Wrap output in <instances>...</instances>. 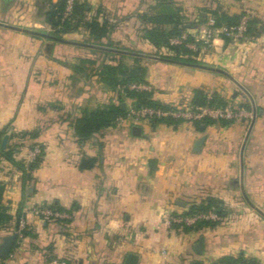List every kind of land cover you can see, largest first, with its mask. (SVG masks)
<instances>
[{
    "label": "crops",
    "instance_id": "0c3cea01",
    "mask_svg": "<svg viewBox=\"0 0 264 264\" xmlns=\"http://www.w3.org/2000/svg\"><path fill=\"white\" fill-rule=\"evenodd\" d=\"M58 1L0 0V22L20 28L0 25V131L9 136L6 146L23 142L15 157L25 163L31 144L43 145L41 162L25 179L0 157L3 202L22 215L27 231L18 233L14 224L0 229V243L17 234L0 264H127L130 253L137 264H211L223 256L264 264V29L240 39L216 33L193 65L161 59L146 34L152 28L146 18L164 10L176 11L184 34L200 41L214 10L248 12L264 24V0H79L89 5L88 19L113 25L108 39L115 42V58L124 56L128 67L141 60L154 100L191 105L202 88L226 102L211 108L243 112L237 118L207 116L216 121L201 128L186 121L116 122L83 145L71 121L119 95L98 75L103 60L92 49L99 48L82 43L107 46L84 30L54 37L45 13ZM132 102L127 97L123 105ZM23 132L37 137L22 139ZM202 137L200 151H193ZM84 157L97 161L82 169ZM212 198L226 211L215 227L187 231L165 223L166 216ZM37 206L67 217H40Z\"/></svg>",
    "mask_w": 264,
    "mask_h": 264
},
{
    "label": "trees",
    "instance_id": "16d2710c",
    "mask_svg": "<svg viewBox=\"0 0 264 264\" xmlns=\"http://www.w3.org/2000/svg\"><path fill=\"white\" fill-rule=\"evenodd\" d=\"M67 5V0H59L54 4L46 13L45 18L47 22L53 27V35L57 40L64 39V35L71 31L84 30L90 38H94L101 45L107 47H113L115 42L108 39L109 34L113 30V25L108 20L100 22L98 18L88 19V13L90 12L89 5L85 1L75 0L72 12L69 16L65 17L64 12ZM213 18L215 20V27H221L223 25L232 26L238 24L245 13L239 15H228L224 12L213 11ZM147 22L152 25L151 29L147 30L148 40L157 48L156 53L160 57L171 60L173 62H180L185 64H200L197 59L199 48L204 45V41H196L195 37L186 34L187 39L180 44H172L173 38L181 37L185 31L186 26L180 20V17L176 15V11L164 10L163 13L148 16ZM264 29V24L256 17L249 15L247 21V28L244 33L245 37H256L261 34ZM225 39H229L225 37ZM188 43H195L197 46L196 50H193L188 46ZM162 48L166 49V54H162ZM94 53L102 58L103 63L99 68L98 75L100 79L108 84L111 89L118 92V100L111 101L107 104H102L94 109H84L82 114L71 121V126L74 130V134L77 142L83 145L87 140L93 138L96 134L102 132L104 129L114 125L117 117L126 116L129 107L136 109L142 107L159 108L162 110L175 109L171 105L162 104L153 99L151 90H140L130 89L131 84L146 83V67L141 64V60L136 58L134 64L128 67L121 56L120 59L115 58V53L111 52L110 49L99 48L92 49ZM117 61L116 64L105 62L106 60ZM88 63H93L91 59L84 60ZM83 68L75 66V72L80 73ZM131 98L133 102L130 106L123 105L124 98ZM191 105L194 107H224L226 102L217 93H213L211 97L204 89L198 88L194 92ZM153 123L165 122L168 124H174L182 121L181 119H175L172 117H153L150 119ZM216 120L205 117L202 120L196 121L195 125L197 128H201L203 125H209L215 123ZM223 124L230 121L225 119H219ZM4 132L0 131V157L8 160L12 163L19 171L22 172V176L25 179L28 176V170H33L38 167L42 160L43 145L36 142L31 144V148L39 146L41 153L32 162L25 163L23 160L16 159L17 148L23 145V142L18 144H9L5 149L1 148V140ZM22 139L25 137L36 138L35 132H23L19 136ZM97 161L96 158L84 157L81 162V168H90ZM4 186L0 185V229L9 227L14 224V228H19V222L22 215L18 212L15 216L11 213L10 208L3 202L4 199ZM214 212L220 218L225 215L224 204L222 201L212 198L209 199L206 204H195L192 205L189 210L183 215H172L173 218H181V222L172 221V227L182 226L184 230L190 229H203L206 227H215L218 225L220 219H199L193 224L185 222L186 217L195 216L200 213ZM21 233L27 234L26 228L21 230ZM224 262L228 264H254L252 261L244 259L242 256H223L211 264H217ZM193 264H205L203 262H194Z\"/></svg>",
    "mask_w": 264,
    "mask_h": 264
},
{
    "label": "built area",
    "instance_id": "2783aa9c",
    "mask_svg": "<svg viewBox=\"0 0 264 264\" xmlns=\"http://www.w3.org/2000/svg\"><path fill=\"white\" fill-rule=\"evenodd\" d=\"M74 1L75 0H67V5L64 12L65 17L69 16L70 13L72 12ZM249 15L250 14L248 12L245 13L241 21L236 25H232V26L223 25L221 27H215V20L214 18H211L209 20L202 41H204L205 44L209 45L216 33H220L224 37L230 39L242 38L247 28V21ZM186 39H187V35L183 34L179 38H173L171 40V43L177 45L182 43ZM196 41H200V39H196ZM188 46L193 50L197 49L195 43H188ZM162 54H166V50L162 51ZM129 88L150 90L151 86L147 83H140V84H131ZM242 114L243 112L241 110H231V109L221 110V109H214L208 106L194 107L191 105H183V106H179L177 109H172V110H162L159 108H152V107H142L136 109L130 106L127 115L117 117L116 122L123 123L126 120L140 122V121L150 120L153 117H164V118L172 117L175 119H181L182 121L195 123L196 121L202 120L204 117L207 116L213 118H237L240 117ZM40 153H41V148L39 146H35L31 148L27 153L26 162H32ZM34 211L38 216L46 219H59V218L67 217V214L65 213L43 206L35 207ZM199 219L217 220L220 219V217L214 212L200 213L195 216L186 217L185 222H187L188 224H193ZM172 221L181 222L182 219L173 218L172 215L166 216L165 223L170 225ZM24 228H25V222L24 220H20L18 233H21V230ZM162 254L166 256V251L164 249L162 250ZM217 264H228V263L219 262ZM238 264H244V263H238Z\"/></svg>",
    "mask_w": 264,
    "mask_h": 264
},
{
    "label": "water",
    "instance_id": "95a60500",
    "mask_svg": "<svg viewBox=\"0 0 264 264\" xmlns=\"http://www.w3.org/2000/svg\"><path fill=\"white\" fill-rule=\"evenodd\" d=\"M0 25H5V26H9L11 28H17L15 26H11V25H8V24H4L2 22H0ZM17 29H20V28H17ZM28 31V30H27ZM83 45H86V46H89V47H98V48H105V49H112V48H109V47H104V46H100V45H94V44H88V43H82ZM160 58V57H159ZM163 59V58H161ZM240 85V84H239ZM241 89L246 93L248 94L250 97H251V100L253 101V97L251 96L250 92L244 88L242 85H240ZM254 102V101H253ZM254 117H253V120L250 124V127H249V130H248V133L246 135V140L248 139L249 137V134H250V131L252 129V126L254 124V121H255V117H256V108L254 107ZM140 127L139 126H134L133 130L134 132L137 134L139 133L140 131ZM8 138L9 136L6 134L3 139H2V142H1V148L4 149L7 145V141H8ZM205 140V137H202L200 138L199 140H197L194 144V147H193V151L195 152H199L201 147H202V144ZM246 140L243 144V147H242V152H241V156H242V163H243V158H244V148H245V143H246ZM16 238H17V234H11V235H8V236H5L3 238V241L0 243V257L1 258H6L9 254H10V251L12 250V247L16 241ZM202 246V241H200L197 245H196V248L197 250H200ZM137 261H138V256L136 254H133V253H130L128 254L127 256V264H137Z\"/></svg>",
    "mask_w": 264,
    "mask_h": 264
},
{
    "label": "rangeland",
    "instance_id": "374dc122",
    "mask_svg": "<svg viewBox=\"0 0 264 264\" xmlns=\"http://www.w3.org/2000/svg\"><path fill=\"white\" fill-rule=\"evenodd\" d=\"M171 106L174 107L175 109H177L179 107L178 105H171ZM125 122L135 125V124L141 123L142 121H140V122H134V121L126 120Z\"/></svg>",
    "mask_w": 264,
    "mask_h": 264
}]
</instances>
